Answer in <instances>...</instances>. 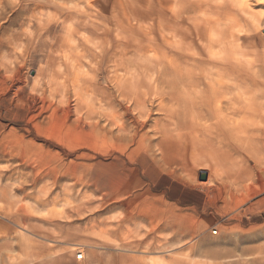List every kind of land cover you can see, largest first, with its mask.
<instances>
[{
    "label": "rangeland",
    "instance_id": "rangeland-1",
    "mask_svg": "<svg viewBox=\"0 0 264 264\" xmlns=\"http://www.w3.org/2000/svg\"><path fill=\"white\" fill-rule=\"evenodd\" d=\"M0 264H264V0H0Z\"/></svg>",
    "mask_w": 264,
    "mask_h": 264
},
{
    "label": "bare ground",
    "instance_id": "bare-ground-1",
    "mask_svg": "<svg viewBox=\"0 0 264 264\" xmlns=\"http://www.w3.org/2000/svg\"><path fill=\"white\" fill-rule=\"evenodd\" d=\"M227 119H228V118H227ZM229 124H230V123H229ZM183 129H185L184 126H182V128H179V129H178V133H179V134H178V136H175V138H177V140H181V139L183 138V135L181 134V130H183ZM226 131H227V130H226ZM228 131H229V130H228ZM219 132H220V131H219ZM220 133H221V132H220ZM227 133H229V132H227ZM130 136H131V135H130ZM132 136H133V135H132ZM126 137H127V136H126ZM126 137H125V138H126ZM133 137H134V136H133ZM135 138H136V137H135ZM164 138H165V137H164ZM171 138H172V137H171ZM161 140H162V139H161ZM168 140H169V138H168ZM130 141L133 142L134 140L129 139V138L126 139V142H127V143H130ZM163 141H164V140H163ZM163 141H162V142H163ZM209 142H212V141H209ZM126 145L128 146V144H126ZM159 146H160V144H159ZM162 149H163V148H162ZM159 150H161V149H159ZM162 152H163V151H162ZM200 175L202 176V175H205V174L202 172ZM76 250H80V251H82L83 249H82V248H76ZM78 255H79V254H78ZM78 255H77V258H78ZM80 255H83V256H84V254H82V253H80Z\"/></svg>",
    "mask_w": 264,
    "mask_h": 264
},
{
    "label": "built area",
    "instance_id": "built-area-1",
    "mask_svg": "<svg viewBox=\"0 0 264 264\" xmlns=\"http://www.w3.org/2000/svg\"><path fill=\"white\" fill-rule=\"evenodd\" d=\"M217 233H218V230H215V231H214V234H217ZM83 259H84V256L79 254V255H78V260H79V261H82Z\"/></svg>",
    "mask_w": 264,
    "mask_h": 264
},
{
    "label": "water",
    "instance_id": "water-1",
    "mask_svg": "<svg viewBox=\"0 0 264 264\" xmlns=\"http://www.w3.org/2000/svg\"><path fill=\"white\" fill-rule=\"evenodd\" d=\"M207 179V176H201V180H206Z\"/></svg>",
    "mask_w": 264,
    "mask_h": 264
}]
</instances>
